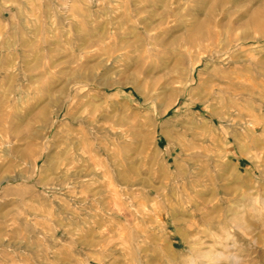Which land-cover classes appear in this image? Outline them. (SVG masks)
<instances>
[{
    "label": "rangeland",
    "instance_id": "rangeland-1",
    "mask_svg": "<svg viewBox=\"0 0 264 264\" xmlns=\"http://www.w3.org/2000/svg\"><path fill=\"white\" fill-rule=\"evenodd\" d=\"M0 264H264V0H0Z\"/></svg>",
    "mask_w": 264,
    "mask_h": 264
}]
</instances>
